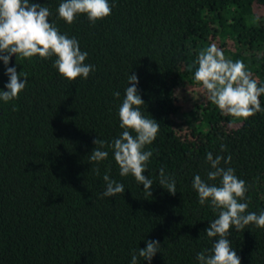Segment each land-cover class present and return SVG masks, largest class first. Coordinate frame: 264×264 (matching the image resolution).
I'll return each instance as SVG.
<instances>
[{
    "label": "trees",
    "instance_id": "1",
    "mask_svg": "<svg viewBox=\"0 0 264 264\" xmlns=\"http://www.w3.org/2000/svg\"><path fill=\"white\" fill-rule=\"evenodd\" d=\"M31 2L50 9V21L79 41L95 71L69 81L55 57L14 56L8 64L27 73V84L17 99L0 100V264H131L148 240L161 245L151 264H199L197 253L213 244L205 229L218 215L192 187L211 170L208 152L231 155L221 166L249 186L247 211H264V112L233 119L193 78L200 51L215 43L264 86V0H109L111 15L94 25L86 15L70 25L58 19L61 0ZM5 72L0 61L7 91ZM132 74L140 110L160 125L145 147L153 153L144 172L154 181L151 196L133 176H120L109 147L122 132L118 110ZM97 138L109 153L99 164L89 161ZM161 168L175 177V195L158 184ZM105 172L124 184L123 194L102 197ZM229 239L241 264H264V229L233 228Z\"/></svg>",
    "mask_w": 264,
    "mask_h": 264
},
{
    "label": "clouds",
    "instance_id": "2",
    "mask_svg": "<svg viewBox=\"0 0 264 264\" xmlns=\"http://www.w3.org/2000/svg\"><path fill=\"white\" fill-rule=\"evenodd\" d=\"M111 12L109 0H61L57 8L58 19L69 25L75 22L78 15H86L94 25L98 20L110 16ZM51 15L48 7L31 0H0V61H3L5 74L9 78L5 85L7 91L0 90V100L7 103L17 99L27 84V73H17L15 66L8 67L13 56L27 60L37 56L44 60L55 57L53 67L69 81L80 77L87 79L95 71L94 65L85 63L88 53L81 51L79 41L66 33L62 34L50 21ZM194 64V81L221 113L233 119L247 120L264 112L260 100L264 95V86H258L257 79L253 78L242 60L226 58L224 52L212 43L200 51ZM138 83L136 74L129 75L124 99L118 110L122 132L109 147L113 150L120 176H133L139 185H143V191L151 196L154 181L144 172L153 153L145 150V147L154 142L160 125L140 110L145 102L138 92ZM113 95L119 98L120 92ZM93 143L95 148L89 155V161L99 164L108 158V151L103 150L107 142L97 138ZM226 151V145L221 144L220 152ZM231 159V155L214 156L208 152L206 161L211 170L206 180L196 174L192 181L198 202L201 205L209 204L218 213L205 229L206 236L213 240V244L211 249L197 253L199 264H241L240 256L231 245L230 231L234 228L239 232L249 225L264 229V211L259 214L247 211L246 193L249 186L246 181L236 175L234 168L221 166L222 161L228 165ZM94 171L100 174L99 167ZM217 180L218 184L215 183ZM103 181L102 197L114 198L125 192L124 184L111 179L107 172L103 175ZM158 184L171 195L177 192L175 177L165 174L163 168L159 170ZM160 248L159 241H146V247L139 248L138 255L133 252L131 264H138V257L151 264Z\"/></svg>",
    "mask_w": 264,
    "mask_h": 264
},
{
    "label": "water",
    "instance_id": "3",
    "mask_svg": "<svg viewBox=\"0 0 264 264\" xmlns=\"http://www.w3.org/2000/svg\"><path fill=\"white\" fill-rule=\"evenodd\" d=\"M14 57V56H13ZM13 57L11 58V62H12V60H13Z\"/></svg>",
    "mask_w": 264,
    "mask_h": 264
}]
</instances>
